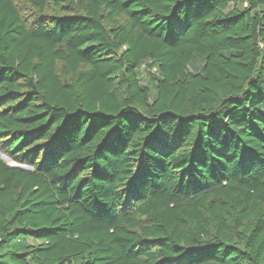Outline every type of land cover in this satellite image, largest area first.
<instances>
[{"label": "trees", "instance_id": "1", "mask_svg": "<svg viewBox=\"0 0 264 264\" xmlns=\"http://www.w3.org/2000/svg\"><path fill=\"white\" fill-rule=\"evenodd\" d=\"M24 1L0 0V264H264V0Z\"/></svg>", "mask_w": 264, "mask_h": 264}, {"label": "rangeland", "instance_id": "2", "mask_svg": "<svg viewBox=\"0 0 264 264\" xmlns=\"http://www.w3.org/2000/svg\"><path fill=\"white\" fill-rule=\"evenodd\" d=\"M19 8L21 9L24 17L26 20L29 21H34L35 19V9L33 6H31L30 4L26 3L24 0H16ZM71 2V0H64L62 3L63 5H56L54 3L50 4L49 9L47 10L48 13L50 14H65L67 12V10L65 9L66 5H69ZM147 78V76H145ZM0 156L5 159L7 162H9L12 165H17V162L12 161L11 158L6 155V154H2L0 152Z\"/></svg>", "mask_w": 264, "mask_h": 264}]
</instances>
